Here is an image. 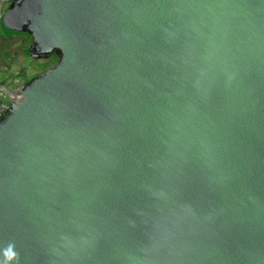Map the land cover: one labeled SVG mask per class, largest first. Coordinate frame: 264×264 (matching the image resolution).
Returning <instances> with one entry per match:
<instances>
[{
  "label": "water",
  "instance_id": "water-1",
  "mask_svg": "<svg viewBox=\"0 0 264 264\" xmlns=\"http://www.w3.org/2000/svg\"><path fill=\"white\" fill-rule=\"evenodd\" d=\"M7 20L60 60L7 93L0 264H264V0H14Z\"/></svg>",
  "mask_w": 264,
  "mask_h": 264
},
{
  "label": "crops",
  "instance_id": "crops-1",
  "mask_svg": "<svg viewBox=\"0 0 264 264\" xmlns=\"http://www.w3.org/2000/svg\"><path fill=\"white\" fill-rule=\"evenodd\" d=\"M14 0H0V118L6 109L15 103V96L10 92L19 91L32 78L30 69L38 65L33 63L27 47L30 37L24 32L9 28V22L4 21ZM11 26V25H10Z\"/></svg>",
  "mask_w": 264,
  "mask_h": 264
},
{
  "label": "rangeland",
  "instance_id": "rangeland-1",
  "mask_svg": "<svg viewBox=\"0 0 264 264\" xmlns=\"http://www.w3.org/2000/svg\"><path fill=\"white\" fill-rule=\"evenodd\" d=\"M26 49L28 50V47ZM59 60H60V56L56 54L52 55V57L48 58L47 60L33 59L32 60L33 63L37 64L39 68L36 69L35 67H33L32 69H30V71L32 72V74L39 76L44 72L55 68L59 63Z\"/></svg>",
  "mask_w": 264,
  "mask_h": 264
},
{
  "label": "clouds",
  "instance_id": "clouds-1",
  "mask_svg": "<svg viewBox=\"0 0 264 264\" xmlns=\"http://www.w3.org/2000/svg\"><path fill=\"white\" fill-rule=\"evenodd\" d=\"M5 256L8 261H11L17 257V253L12 251V246H9V249L6 251Z\"/></svg>",
  "mask_w": 264,
  "mask_h": 264
},
{
  "label": "flooded vegetation",
  "instance_id": "flooded-vegetation-1",
  "mask_svg": "<svg viewBox=\"0 0 264 264\" xmlns=\"http://www.w3.org/2000/svg\"><path fill=\"white\" fill-rule=\"evenodd\" d=\"M56 55H59V56H60V54H58V53H56ZM51 57H52V56H51ZM51 57H50V58H51Z\"/></svg>",
  "mask_w": 264,
  "mask_h": 264
},
{
  "label": "built area",
  "instance_id": "built-area-1",
  "mask_svg": "<svg viewBox=\"0 0 264 264\" xmlns=\"http://www.w3.org/2000/svg\"><path fill=\"white\" fill-rule=\"evenodd\" d=\"M0 107H2V104L0 103Z\"/></svg>",
  "mask_w": 264,
  "mask_h": 264
}]
</instances>
